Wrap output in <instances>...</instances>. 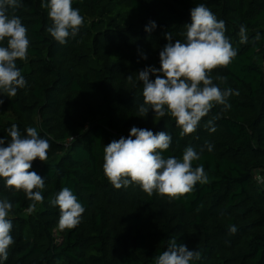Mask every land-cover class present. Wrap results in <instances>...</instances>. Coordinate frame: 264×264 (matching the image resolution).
Wrapping results in <instances>:
<instances>
[{"label":"trees","instance_id":"trees-1","mask_svg":"<svg viewBox=\"0 0 264 264\" xmlns=\"http://www.w3.org/2000/svg\"><path fill=\"white\" fill-rule=\"evenodd\" d=\"M41 2L24 0L15 11L30 41L27 59L16 61L27 84L15 97L0 94V138L10 140L7 129L15 124L23 135L35 127L49 141L48 159H37L31 169L45 181L44 200L29 214L25 193L0 179V198L14 206V243L0 264H154L172 238L201 251L192 264H264V0H73L84 24L63 45L47 32L52 22ZM201 3L225 22L237 50L227 67L210 74L234 94L229 108L214 106L196 132L181 137L167 115L155 118L150 110L137 116L143 103L137 75L160 67L166 35L183 41L190 10ZM150 21L156 27L147 32ZM241 25L247 43L240 42ZM214 117L213 132L205 125ZM133 126L168 132L165 158L182 159L193 147L201 154L193 167L202 164L209 182L172 200L148 196L135 184L114 188L103 172L104 148L127 138ZM64 187L85 212L75 228L61 231L59 208L51 201ZM231 225L237 232L230 235Z\"/></svg>","mask_w":264,"mask_h":264},{"label":"clouds","instance_id":"clouds-1","mask_svg":"<svg viewBox=\"0 0 264 264\" xmlns=\"http://www.w3.org/2000/svg\"><path fill=\"white\" fill-rule=\"evenodd\" d=\"M73 0H42L41 7L47 9L51 25L47 32L59 44L68 38H75L84 24V17ZM24 0H0V94L15 97L17 90L26 87V80L17 67V60H26L30 41L27 28L15 11L22 8ZM191 23L184 26L183 41H172V34L166 35L167 43L159 53L160 67H146L139 71L137 80L142 82L143 103L138 107L139 117H146L150 110L155 118L171 117L181 129L184 137L197 131L199 122L216 105L230 107L228 97L233 90H222L213 82L211 72L218 67H227L237 55L226 33L223 20H218L203 3L190 10ZM156 27L149 22L145 31ZM241 43H247L245 26L239 27ZM255 39H260L259 34ZM146 59V56L144 57ZM150 75L155 79H150ZM135 85L133 77L126 78ZM225 82L226 78H219ZM238 95V92L235 93ZM4 100L0 98V105ZM214 117L205 125L215 131ZM10 140L0 138V179L5 187L23 191L31 201L26 211L31 214L44 197L41 190L44 179L32 171L37 159L45 162L51 148L49 141L41 137L35 127H28L23 135L17 125L7 129ZM172 137L168 132L154 133L146 128L133 126L127 138L113 140L104 148L103 172L114 188L138 185L148 196L154 193L170 200L191 193L196 184L208 183L203 165L193 167L201 158L193 147H186L182 159L173 156L165 158L162 153L170 148ZM209 152L212 145L205 146ZM203 150V149H202ZM59 208L58 227L61 231L73 229L80 222L85 208L73 192L62 188L51 201ZM13 203L7 197L0 198V260H7L8 249L14 243L13 223L9 218ZM237 227L231 225L229 234H235ZM202 253L189 250L184 244H177L175 238L168 241L166 251L154 258V264H192L199 261Z\"/></svg>","mask_w":264,"mask_h":264},{"label":"rangeland","instance_id":"rangeland-1","mask_svg":"<svg viewBox=\"0 0 264 264\" xmlns=\"http://www.w3.org/2000/svg\"><path fill=\"white\" fill-rule=\"evenodd\" d=\"M259 180L260 182H264V177H261Z\"/></svg>","mask_w":264,"mask_h":264}]
</instances>
